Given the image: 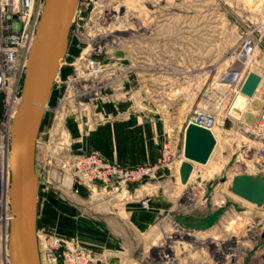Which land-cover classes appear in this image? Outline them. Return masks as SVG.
Segmentation results:
<instances>
[{"label": "rangeland", "instance_id": "374dc122", "mask_svg": "<svg viewBox=\"0 0 264 264\" xmlns=\"http://www.w3.org/2000/svg\"><path fill=\"white\" fill-rule=\"evenodd\" d=\"M77 9L36 153L40 205L55 197L73 221L37 233L64 235L86 249L79 230L88 206L105 205L110 215L135 206L139 221L163 195L165 210L147 231L121 221V264H213V244L222 242L234 249L241 243L242 252L236 259L217 256V264H264V208L230 191L234 176L256 175L264 128L260 138L246 134L245 119L229 114L250 71L263 78L252 101L264 102V0H79ZM118 30L126 39L120 46ZM87 52L101 62L98 75L84 69ZM196 109L216 112L218 142L209 163L195 165L184 186L177 166ZM247 113L256 111L250 105ZM168 146L174 164L147 173ZM88 154L130 176L85 179L78 161ZM176 225L189 235L182 246L172 240L174 248L166 238ZM167 245L175 263L162 260Z\"/></svg>", "mask_w": 264, "mask_h": 264}, {"label": "water", "instance_id": "95a60500", "mask_svg": "<svg viewBox=\"0 0 264 264\" xmlns=\"http://www.w3.org/2000/svg\"><path fill=\"white\" fill-rule=\"evenodd\" d=\"M79 0H45L36 38L29 55L24 79L22 102L17 110L10 137V209L13 221L10 229L9 254L11 264H41L38 238V178L36 146L44 112L58 72L67 55L70 32ZM262 83L254 71L246 76L241 94L229 114L236 120L253 122L254 113L246 110ZM258 111L261 104L251 103ZM184 158L180 179L187 185L195 165H207L216 149L212 131L188 124L184 134ZM200 179H198L199 181ZM230 191L237 197L264 208V174H240L232 179Z\"/></svg>", "mask_w": 264, "mask_h": 264}, {"label": "built area", "instance_id": "2783aa9c", "mask_svg": "<svg viewBox=\"0 0 264 264\" xmlns=\"http://www.w3.org/2000/svg\"><path fill=\"white\" fill-rule=\"evenodd\" d=\"M44 6L45 0H0V193L3 195L0 199V264H11L9 242L13 217L4 189L5 171L9 173L10 179V124L22 102L29 55ZM118 8L113 11L112 15L115 23L120 20L121 16ZM78 13L77 9L73 24ZM98 13V19L105 21L106 15L102 13V10L97 11ZM117 32L119 35L114 37L115 41L117 40L115 44L120 46L126 39L120 35L123 31L118 30ZM131 38L133 37H129L128 40ZM96 46L98 51L103 49V45ZM83 61L84 69L89 75H98L103 70L101 62L96 57H91L88 52ZM188 124H195L212 131L217 127L218 116L212 110L196 109ZM263 128L264 102L260 110L256 111L254 121L251 123L243 121L241 125L244 133L257 138L262 136ZM256 155L258 157L256 175L264 174V148L256 149ZM175 161L176 157L172 155L168 146L164 160L147 170V173H153L161 168H170ZM78 166L87 180L99 179L107 182L111 176L117 175L125 179L130 176L129 173L120 174L115 167L102 161L95 154H88L85 159L81 158ZM177 172L180 175L178 170ZM119 188L117 185L116 190ZM37 238L41 264H98V258L80 247L75 241L58 235H47L43 232L37 233Z\"/></svg>", "mask_w": 264, "mask_h": 264}, {"label": "crops", "instance_id": "0c3cea01", "mask_svg": "<svg viewBox=\"0 0 264 264\" xmlns=\"http://www.w3.org/2000/svg\"><path fill=\"white\" fill-rule=\"evenodd\" d=\"M122 103H126V101ZM53 198L55 199V197H50L47 199L43 208L37 198V230H48L51 228L55 229L58 227L60 222L62 223V220L68 219L73 221L72 218L67 217L66 213L62 214L60 203L56 199L53 202ZM163 198L164 197L162 195L160 202L157 198L153 199V209L149 213H143L139 221L137 219L139 215V209L135 206L128 207L125 213L120 212L115 215H110L108 212V207L105 205L96 203V206H88L86 211L84 209L81 214L79 237L82 241V244L86 247V250L93 253L98 258V264H121L122 260L120 254L125 251L121 244L122 241H120L121 231L124 229V225L121 224V221L126 224L129 223V228L132 226L134 230L139 229L140 231H147L152 227L154 220L157 218L159 213H162L165 210V207L162 205L165 202ZM70 234H72L71 236L76 235L75 233ZM63 238L74 240L64 235Z\"/></svg>", "mask_w": 264, "mask_h": 264}, {"label": "bare ground", "instance_id": "6f19581e", "mask_svg": "<svg viewBox=\"0 0 264 264\" xmlns=\"http://www.w3.org/2000/svg\"><path fill=\"white\" fill-rule=\"evenodd\" d=\"M171 4V3H170ZM73 24V23H72ZM109 39V38H108ZM114 40V39H113ZM108 42V41H107ZM101 45V44H100ZM106 46V45H105ZM257 73V72H256ZM258 74V73H257ZM58 76V75H57ZM57 76H56V78H57ZM261 76V75H260ZM262 77V76H261ZM262 80H263V78H262ZM242 87V86H241ZM241 87L237 90V93H239L238 95H240L241 94ZM51 95H52V93H51ZM51 95H50V97H51ZM237 95V96H238ZM256 95V94H255ZM254 95V96H255ZM254 98V97H253ZM253 98L252 99H250V102H249V105H248V107H247V110H248V108L250 107V105H251V103H252V100H253ZM50 99V98H49ZM247 110H246V112H247ZM243 118H244V116H243ZM242 118V119H243ZM13 122H14V120L12 121V123L10 124L11 125V127H10V131L12 132V130H13ZM212 133L214 134V136H215V138H216V140H217V142H218V138H217V134H216V131H215V129L214 130H212ZM40 135V134H39ZM38 139H39V137H38ZM182 160L179 162V164H178V166H177V170L178 171H180V167H181V165H182V163L185 161V158H184V147H183V153H182ZM195 169V168H194ZM233 179V178H232ZM178 180L180 181V184H182L181 183V179H180V175H178ZM190 180H191V178H190ZM190 180H189V182H190ZM231 184H232V182H231ZM9 185H10V179H9V173L8 172H4V189H5V196H6V201H7V204L10 206V191H9ZM183 185V184H182ZM185 186V185H184ZM249 203V202H248ZM251 204V203H250ZM170 229H172V228H170ZM167 235L169 236V237H167L166 238V240H168L169 239V241L167 242L168 244H170L171 246H173L174 248L177 246H182L183 244H185L186 242H184V241H186V239L188 238V233L186 234V233H184V231L183 230H181L179 227H177V225L173 228V230H171V232H169L168 231V233H167ZM258 232H257V234H256V239L258 238ZM176 239H178V241H176ZM172 240H174L175 241V245L176 246H174V241H172ZM181 240H183V242L181 241ZM230 243V242H229ZM171 246H166L167 248H165L164 249V253H163V251H161V254H162V260H163V262L165 261L164 259H167V261H168V259L169 260H171L172 262H174L175 263V261H176V256L174 255V251L172 250L173 249V247H171ZM232 247V244L230 243V244H228L227 242H222L221 244H213V250L215 251V253L214 254H212V258H214V261L212 262L213 264H217V262H216V258H217V256H221V257H226L227 259H229V258H234V259H236V255L238 256H240L241 255V252H242V245H241V243H235L234 244V246H235V249L234 248H231ZM168 252V251H170L169 252V254L170 255H165V252ZM198 254V253H197ZM210 260V259H209Z\"/></svg>", "mask_w": 264, "mask_h": 264}]
</instances>
